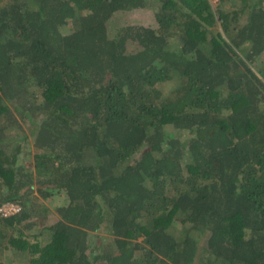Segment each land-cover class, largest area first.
Here are the masks:
<instances>
[{
  "label": "trees",
  "instance_id": "16d2710c",
  "mask_svg": "<svg viewBox=\"0 0 264 264\" xmlns=\"http://www.w3.org/2000/svg\"><path fill=\"white\" fill-rule=\"evenodd\" d=\"M145 8L157 28L110 35L116 13ZM29 135L35 172L21 156ZM35 183L43 198L68 197L52 223L30 199ZM5 202L23 209L0 213V253L29 264H264V7L0 0ZM34 216L28 227L45 226L28 235Z\"/></svg>",
  "mask_w": 264,
  "mask_h": 264
},
{
  "label": "rangeland",
  "instance_id": "374dc122",
  "mask_svg": "<svg viewBox=\"0 0 264 264\" xmlns=\"http://www.w3.org/2000/svg\"><path fill=\"white\" fill-rule=\"evenodd\" d=\"M218 0H213V2L216 4ZM252 3H257L259 6L264 7V0H251ZM234 7L232 4L227 3L225 5V8H231ZM246 19V15L243 16L242 18V22H245ZM139 26V25H144V26H150V27H154L157 28L158 27V23L156 20V16H155V11L153 8H145V9H137V10H133V11H122V12H118L116 13L108 22V30L111 36H113L116 31L120 28V27H124V26ZM65 31H69V28H66ZM179 36V35H178ZM178 36H173L170 39V44L172 47H178L179 43H180V38ZM140 46L138 44V42L133 41V40H129L127 42V49L128 51H137L139 50ZM176 84V82H175ZM173 85H166L164 87H162V89L165 92H169L172 89ZM23 126L26 130L27 134H30L29 128H28V123L23 121ZM166 133L168 136H176V137H181L183 140L189 136V133L184 132L182 130L179 129H175L172 126H167L166 127ZM28 147H26V149L24 150V152L22 153V160L25 162L26 167L30 168V170L35 172V152L37 151L36 146L34 145V140L32 139V137H30L29 135V143H28ZM137 157V156H136ZM36 179V178H35ZM33 188V193L31 194V201L33 202V204H35L36 208H38V212L40 216H48L47 217V222L48 223H52L54 222L57 218H58V212L57 209L59 206L64 205L65 203H67L68 201V197L66 195L65 192H56L54 193L52 196L47 197V198H43L40 194V192L38 191L39 189V185L37 183H35ZM38 216V215H37ZM37 216L32 217V219H29L28 221H25L21 228L24 230V232L28 235H32L34 233L40 232L41 231V227L42 226L40 223H36L34 224V226H30L28 227V225L26 223H28L29 221H35L37 218ZM1 226V225H0ZM45 226V225H43ZM41 228V229H40ZM182 229V224L179 221H175L174 225H172V227L169 229L170 232L174 233V234H178ZM44 235L47 237L49 235V231L43 229ZM89 243L91 244V246L94 248L97 244V242L99 241V238L97 237L96 233L94 232H90L89 236ZM142 239V238H141ZM140 239V240H141ZM0 257L3 261H5L7 264H29V259L25 258L23 256H18L16 257L14 255V252L12 249L10 248H4L3 251L0 253Z\"/></svg>",
  "mask_w": 264,
  "mask_h": 264
},
{
  "label": "built area",
  "instance_id": "2783aa9c",
  "mask_svg": "<svg viewBox=\"0 0 264 264\" xmlns=\"http://www.w3.org/2000/svg\"><path fill=\"white\" fill-rule=\"evenodd\" d=\"M22 209V205L18 202H5L0 205V213L4 217L20 213Z\"/></svg>",
  "mask_w": 264,
  "mask_h": 264
}]
</instances>
